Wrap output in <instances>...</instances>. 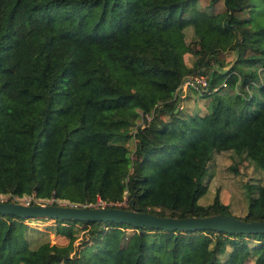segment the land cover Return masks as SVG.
Returning <instances> with one entry per match:
<instances>
[{
  "label": "trees",
  "instance_id": "obj_1",
  "mask_svg": "<svg viewBox=\"0 0 264 264\" xmlns=\"http://www.w3.org/2000/svg\"><path fill=\"white\" fill-rule=\"evenodd\" d=\"M187 29L199 45L191 64ZM191 74L209 78L208 89L183 97L187 107L207 100L201 113L175 96ZM131 135L132 155L122 142ZM225 152L264 170V0H0V193L30 195L46 178L53 198L84 205L125 196L128 208L158 215L231 214L217 192L199 203L211 161ZM246 187L234 216L264 220V182ZM31 220L54 222L66 243L31 247ZM77 226L87 232L75 246ZM200 232L206 244L189 255ZM248 260L264 264V232L0 214V264Z\"/></svg>",
  "mask_w": 264,
  "mask_h": 264
},
{
  "label": "rangeland",
  "instance_id": "obj_2",
  "mask_svg": "<svg viewBox=\"0 0 264 264\" xmlns=\"http://www.w3.org/2000/svg\"><path fill=\"white\" fill-rule=\"evenodd\" d=\"M189 32L190 31L188 29L185 30V38L183 41L184 48L186 49L184 54V59L187 64H191L192 62L193 49L199 47L198 44L196 43L193 44L190 42ZM233 59H234L233 54L231 52H228L225 69H227L231 65ZM183 83L184 82L180 84V86L177 88L175 92V96L178 98V106L179 107L183 106V108H186L187 110H189V112L192 113L195 112L201 113L204 111V109L207 110L209 108V103H207V100L204 99L202 100V97H200L199 103H197L195 100L191 98L190 101H187L189 107L185 106L183 97L186 91L188 90L189 86H186V84ZM134 84L139 88L142 86L140 82H134ZM206 89H208V87L197 90L201 92ZM214 89L215 88H213L212 90ZM149 118L150 116H148V119ZM164 118L166 119V116H164ZM136 122L138 124L141 123L142 120L140 118H137ZM122 142L129 149L130 155H132L131 152L135 148V139L133 135H131L129 138L122 140ZM212 162L214 163L213 166L215 172L213 171L214 173H211L210 175V171L207 169L206 175L207 176L210 175L208 179L209 188L208 191L200 199L199 203L205 205L210 204L213 201L215 193L217 192L219 201L223 204H226V206H228V212L236 216L239 215V212L243 214L241 212L242 211L241 208L244 206L246 202L245 199H247V197L245 196V191L247 189L246 185L263 183L264 170L257 169L256 167H254L253 164L249 163L246 159H242L240 156L229 152L216 155V158L214 157L211 163ZM14 196H18V195H10L9 193H0V199L2 200H8V199L13 200L12 198ZM27 199L34 203L55 202L62 204H68V203L79 204L78 202H71L68 199L53 198L51 196L49 180L46 178L39 179L38 187L35 191H33L32 194L30 195L24 194L18 196L19 201H23ZM105 204H106L105 202L101 200H97L93 205H105ZM116 204L121 205L123 207H128V203L125 199V196L122 201ZM28 226L29 229L33 227L38 228L37 229L38 231H33V232L29 231L27 233V237L30 241L31 247H36L40 245L42 242H45L44 244H42V246L44 248H49L56 244H64L67 241V239L64 236L57 235L53 232L51 227L54 226V222L52 221L31 220L28 222ZM77 228H78L77 236H74L75 246L80 242L81 240L80 236L83 235L84 232L86 231L85 229L83 231L82 230L83 228H79L78 226ZM132 231L133 229H127L125 238H127V235ZM190 237L191 238H188L190 242V246L188 250L189 255L193 254L194 252H197L200 249H203L208 238L205 232L196 233L195 235H190ZM252 263H253L252 260H248L244 264H252Z\"/></svg>",
  "mask_w": 264,
  "mask_h": 264
},
{
  "label": "water",
  "instance_id": "obj_3",
  "mask_svg": "<svg viewBox=\"0 0 264 264\" xmlns=\"http://www.w3.org/2000/svg\"><path fill=\"white\" fill-rule=\"evenodd\" d=\"M0 214L21 218H51L73 221H112L134 227L160 230H217L228 233L264 232V220H244L227 213L202 216L158 215L145 209H133L121 205H84L62 203H30L0 200Z\"/></svg>",
  "mask_w": 264,
  "mask_h": 264
},
{
  "label": "built area",
  "instance_id": "obj_4",
  "mask_svg": "<svg viewBox=\"0 0 264 264\" xmlns=\"http://www.w3.org/2000/svg\"><path fill=\"white\" fill-rule=\"evenodd\" d=\"M183 84H186V86L192 87L194 89H204L207 88L209 85V78L202 75V74H191L189 75L186 80L184 81ZM216 89V87H214ZM12 201H19L18 200V196H14L12 198ZM2 200V199H0ZM3 201H7V200H3ZM25 204H30V203H34L31 202L30 200H23V201H19ZM88 205H93V204H88Z\"/></svg>",
  "mask_w": 264,
  "mask_h": 264
}]
</instances>
